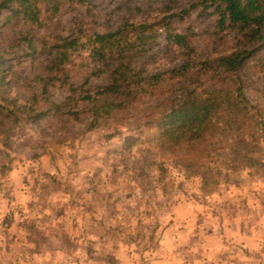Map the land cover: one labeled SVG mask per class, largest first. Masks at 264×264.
Segmentation results:
<instances>
[{"label":"rangeland","instance_id":"1","mask_svg":"<svg viewBox=\"0 0 264 264\" xmlns=\"http://www.w3.org/2000/svg\"><path fill=\"white\" fill-rule=\"evenodd\" d=\"M210 4L43 0L36 23L1 11L0 100L26 112L0 134V264H264V166L212 194L168 162L172 180L158 182L155 124L170 104L237 81L264 116V44ZM126 24H155L131 67L159 78L101 96L109 73H92L90 38ZM64 38L79 48L55 63ZM242 51L245 65L224 72L218 59ZM88 94L122 107L96 119Z\"/></svg>","mask_w":264,"mask_h":264},{"label":"trees","instance_id":"2","mask_svg":"<svg viewBox=\"0 0 264 264\" xmlns=\"http://www.w3.org/2000/svg\"><path fill=\"white\" fill-rule=\"evenodd\" d=\"M207 1L215 6L221 25L228 23L249 41L264 44V5L261 0H201L203 4ZM42 2L0 0V13L11 9L13 13L21 12L25 19L36 23L39 21V4ZM13 3L18 8H12ZM191 7L196 6L193 4ZM132 26L126 24L115 31L96 33L90 38L89 57L98 68L97 72L92 73H109V83L98 92L101 96L120 93L132 83L137 84L138 90L143 92L144 80H148L151 85V79L159 78V75L153 74L143 80L140 78V68L135 70L131 67L133 59L141 56L156 38L155 35L151 36L153 31L150 30L155 28V24ZM169 26V22L164 23V28ZM167 36L171 39L174 37L176 43H182L185 39L179 34L173 36L168 33ZM61 40L63 43L56 46L55 63L68 61L70 51L79 48L77 39ZM81 46L87 47L84 44ZM250 55L251 51H242L218 61L223 65L224 72H235L245 65ZM242 86L232 81L231 85L224 88L206 91L192 101L172 103L161 111L155 124L159 136L154 147L162 161L158 163L163 176L158 182L172 180L171 177L165 178L164 174L167 172L164 163L168 162L173 170L186 172L190 175L189 179L199 181L200 191L212 194L223 184L231 183L234 175L264 166V116L252 106ZM83 99L89 101L96 119L122 107V104L100 99L97 95L88 94ZM2 102L3 99L0 100V134L6 137L11 131L9 124L16 123L26 109L17 106L11 108L13 102ZM43 115L37 112L28 119L38 121Z\"/></svg>","mask_w":264,"mask_h":264}]
</instances>
